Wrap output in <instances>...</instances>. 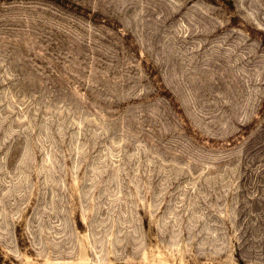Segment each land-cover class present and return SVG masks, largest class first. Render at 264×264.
Returning <instances> with one entry per match:
<instances>
[{"label":"rangeland","instance_id":"rangeland-1","mask_svg":"<svg viewBox=\"0 0 264 264\" xmlns=\"http://www.w3.org/2000/svg\"><path fill=\"white\" fill-rule=\"evenodd\" d=\"M0 264H264V0H0Z\"/></svg>","mask_w":264,"mask_h":264}]
</instances>
